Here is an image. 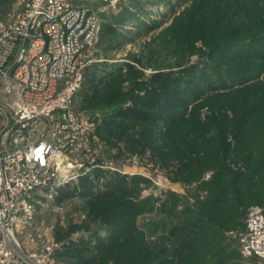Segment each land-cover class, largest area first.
Segmentation results:
<instances>
[{
    "label": "rangeland",
    "instance_id": "rangeland-1",
    "mask_svg": "<svg viewBox=\"0 0 264 264\" xmlns=\"http://www.w3.org/2000/svg\"><path fill=\"white\" fill-rule=\"evenodd\" d=\"M87 3L101 18L84 57L95 81L85 80L74 107L102 153L56 194H34L28 218L15 226L17 242L25 253L57 243L48 264H249L239 255L245 214L236 200L245 213L264 206V0ZM21 7L22 0H0V19ZM128 62L139 72L125 74ZM162 73L178 78V98H188L173 108L178 120L114 116L148 98ZM97 169L128 190L92 196L82 181L89 176L101 190ZM186 223L194 247L178 249L183 238L171 229ZM109 224L121 235L117 244L106 239Z\"/></svg>",
    "mask_w": 264,
    "mask_h": 264
},
{
    "label": "built area",
    "instance_id": "built-area-1",
    "mask_svg": "<svg viewBox=\"0 0 264 264\" xmlns=\"http://www.w3.org/2000/svg\"><path fill=\"white\" fill-rule=\"evenodd\" d=\"M87 1L22 0L9 20L0 19V264H48L59 245L25 253L15 226L28 218L37 191L56 194L102 153L74 107L84 57L101 29ZM238 243L249 264H264V206L246 209Z\"/></svg>",
    "mask_w": 264,
    "mask_h": 264
},
{
    "label": "trees",
    "instance_id": "trees-1",
    "mask_svg": "<svg viewBox=\"0 0 264 264\" xmlns=\"http://www.w3.org/2000/svg\"><path fill=\"white\" fill-rule=\"evenodd\" d=\"M136 63L140 65L141 61L140 59L136 60ZM139 72V68L135 63H126L125 64V74H136ZM93 70H91L90 66L87 67L85 70L86 79L89 81L91 85L94 84L95 78L92 76ZM156 82V88L152 92V94L148 97L142 100L138 104H129L124 107H121L114 116H118L121 118L126 119H134L138 122H157V121H165L168 123L175 122L178 120V116H176V113L173 112V108L182 104L183 102H186L188 98L184 97V99H179L178 95L181 93L178 85V78L173 76L170 73H162L155 75L154 77ZM85 81V84L87 83ZM90 94H94V91L90 89ZM100 174H103L101 170H96V176H100ZM105 176V184L103 188L99 191H93L92 187L94 185L91 177H84V180L82 181V185L88 187L89 193L92 194L95 198L98 199H107L111 196H113L116 192H119L120 190L127 189V186L120 185L118 180V177L107 176V174H103ZM125 188V189H124ZM128 190V189H127ZM93 191V192H92ZM127 192V191H126ZM67 195V193L63 192L62 194L56 195L57 201H62L64 197ZM237 209L240 211V214L243 215L245 212L243 211V208H245L247 204H238V200H236ZM253 205V204H252ZM192 227H198L197 222L190 224ZM189 223L187 224H178L174 226L171 229V233L175 235V238L182 239L183 242L180 243V246H178V249H192L194 247L192 242H187L188 238L185 235L186 229L188 226H190ZM111 229V233L106 238L107 240L113 242L114 244L119 243L121 235L118 232L117 228L115 226H112V224L108 225ZM112 226V227H111ZM101 241L104 243L105 238H102ZM102 244H96L97 250H104L101 246ZM239 245V243H238ZM178 251V250H177ZM176 251V252H177ZM180 251V250H179ZM239 255L241 256L240 252ZM84 264H88L87 261L84 262Z\"/></svg>",
    "mask_w": 264,
    "mask_h": 264
}]
</instances>
